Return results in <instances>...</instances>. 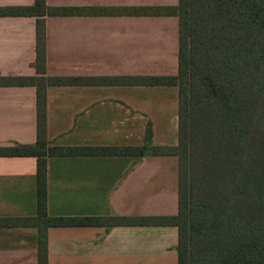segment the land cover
Masks as SVG:
<instances>
[{"label": "crops", "instance_id": "1", "mask_svg": "<svg viewBox=\"0 0 264 264\" xmlns=\"http://www.w3.org/2000/svg\"><path fill=\"white\" fill-rule=\"evenodd\" d=\"M36 0H0V8ZM79 7L47 15V76L78 77L47 88L51 146H156L179 140V88L133 85L131 76L177 75L179 18L134 15L133 8L179 0H46ZM36 18L0 15V77L37 76ZM37 141V88L0 85V147ZM35 156H0V218L37 215ZM175 155L48 157L51 216L113 218V223L50 227L49 264H179L178 228L144 218L177 215ZM38 228L0 226V264H39Z\"/></svg>", "mask_w": 264, "mask_h": 264}, {"label": "trees", "instance_id": "2", "mask_svg": "<svg viewBox=\"0 0 264 264\" xmlns=\"http://www.w3.org/2000/svg\"><path fill=\"white\" fill-rule=\"evenodd\" d=\"M79 7L34 5L0 8V15L36 18L37 76L0 77V85L37 88V141L0 147V156H35L37 215L0 218V226L38 228V262L48 261L50 227L113 223V218L51 216L48 157L175 155L179 160L177 215L144 218L178 228L179 264H264V0H179L177 7L133 8L134 15L179 18L177 75L127 77L133 85L179 88V140L143 145L51 146L47 88L81 78L47 76V15H76Z\"/></svg>", "mask_w": 264, "mask_h": 264}]
</instances>
